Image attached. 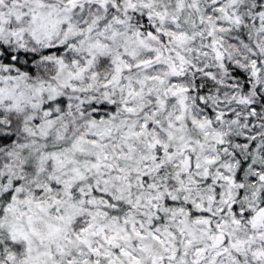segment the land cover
I'll return each mask as SVG.
<instances>
[{
    "label": "snow or ice",
    "instance_id": "obj_1",
    "mask_svg": "<svg viewBox=\"0 0 264 264\" xmlns=\"http://www.w3.org/2000/svg\"><path fill=\"white\" fill-rule=\"evenodd\" d=\"M0 264H264V0H0Z\"/></svg>",
    "mask_w": 264,
    "mask_h": 264
}]
</instances>
